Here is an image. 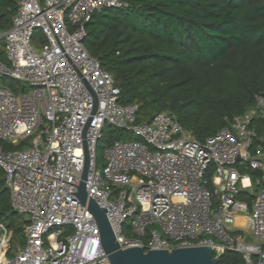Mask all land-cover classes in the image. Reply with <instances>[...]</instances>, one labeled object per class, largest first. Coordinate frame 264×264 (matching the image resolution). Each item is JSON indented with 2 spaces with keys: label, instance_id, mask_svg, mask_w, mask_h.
Returning <instances> with one entry per match:
<instances>
[{
  "label": "built area",
  "instance_id": "1",
  "mask_svg": "<svg viewBox=\"0 0 264 264\" xmlns=\"http://www.w3.org/2000/svg\"><path fill=\"white\" fill-rule=\"evenodd\" d=\"M127 7L125 0H20L0 38L9 63L0 62V75L28 88L0 85V143L12 147L0 144V170L11 208L25 220V244L12 258V231L0 222V264H110L77 197L86 151L88 199L107 210L122 249L210 246L214 258L232 252L264 264V138L253 124L264 118V100L205 141L170 111L137 123L139 105L119 103L120 89L84 45L94 14ZM105 126L140 141L109 146L100 172Z\"/></svg>",
  "mask_w": 264,
  "mask_h": 264
},
{
  "label": "trees",
  "instance_id": "2",
  "mask_svg": "<svg viewBox=\"0 0 264 264\" xmlns=\"http://www.w3.org/2000/svg\"><path fill=\"white\" fill-rule=\"evenodd\" d=\"M125 1L127 8L92 16L84 45L120 89L119 103L139 105L137 123L170 111L195 139L205 141L253 109L258 97L264 100V0ZM19 2L0 0V33L11 28ZM36 42L44 43L39 33ZM0 62L9 66L4 39ZM0 80L15 93L28 89L6 76ZM253 124L264 138V118ZM122 140L140 141L105 126L97 161L104 162L105 150ZM240 199L251 203L252 197ZM0 222L12 231L7 254L12 256L25 244V220L11 208L1 170ZM218 264L245 262L240 254L226 252Z\"/></svg>",
  "mask_w": 264,
  "mask_h": 264
},
{
  "label": "water",
  "instance_id": "3",
  "mask_svg": "<svg viewBox=\"0 0 264 264\" xmlns=\"http://www.w3.org/2000/svg\"><path fill=\"white\" fill-rule=\"evenodd\" d=\"M88 173L89 156L86 151L85 167L77 197L83 206H87L97 223L102 248L110 264H218L219 258L213 257L210 246L178 248L171 252L167 251L168 249L145 252L140 247L122 249L110 226L107 210L88 199L85 187ZM260 260L263 262L262 258Z\"/></svg>",
  "mask_w": 264,
  "mask_h": 264
},
{
  "label": "rangeland",
  "instance_id": "4",
  "mask_svg": "<svg viewBox=\"0 0 264 264\" xmlns=\"http://www.w3.org/2000/svg\"><path fill=\"white\" fill-rule=\"evenodd\" d=\"M5 34V33H4ZM4 34L3 33H0V38H3V36H4ZM4 84V82H3V80H0V85H3ZM129 134V133H128ZM131 135V134H130ZM132 137H134L133 135H131ZM135 138V137H134ZM105 164H106V161H105V159H104V162H101V161H98V163H97V165H98V170L100 171V172H102L103 171V167L105 166ZM16 252V251H15ZM15 252H13L12 253V256H8L7 255V257L8 258H12V257H14V255H15Z\"/></svg>",
  "mask_w": 264,
  "mask_h": 264
},
{
  "label": "bare ground",
  "instance_id": "5",
  "mask_svg": "<svg viewBox=\"0 0 264 264\" xmlns=\"http://www.w3.org/2000/svg\"><path fill=\"white\" fill-rule=\"evenodd\" d=\"M4 259H5L4 256H2V257H1V260L4 261Z\"/></svg>",
  "mask_w": 264,
  "mask_h": 264
}]
</instances>
